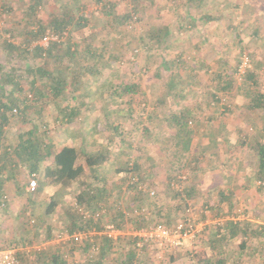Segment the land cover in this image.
Returning <instances> with one entry per match:
<instances>
[{
	"label": "rangeland",
	"instance_id": "rangeland-1",
	"mask_svg": "<svg viewBox=\"0 0 264 264\" xmlns=\"http://www.w3.org/2000/svg\"><path fill=\"white\" fill-rule=\"evenodd\" d=\"M41 1L37 11H31L27 15L25 12L32 0H0V102L10 98V105L21 111L20 116L8 114V120L0 125V146L3 147L2 142L10 141L21 129L29 126V122L40 121L44 125H41L39 132H46L59 145L73 142L77 148H84L81 140L85 137L86 142L84 139L83 141L86 150L96 148L93 147L95 142L123 147L118 154L108 147L110 152L106 156L111 163H104L105 166L100 167L97 172L105 177L110 187L116 182L121 184L120 181L124 178L122 173L111 174L118 168L116 165L119 168L124 166L126 159L131 160L134 154L138 156L136 161L144 165L137 171L139 174L144 177L148 164L151 163L155 164L153 171L156 172L155 177L150 178V183L147 179L142 183L143 186H151L156 191L155 196L148 198L137 194L136 199L132 192L127 196L129 199L126 204V198H121L124 206L132 204L134 208L138 204H146L153 210L157 204L165 205L167 214L172 216L159 219L158 216H149L147 224H152L155 220L165 223L167 218L173 224L184 215V205L178 199L185 198L196 221L204 224L193 241H187L183 247L161 251L148 246L145 249L133 247L127 237L132 228L127 220L128 223L121 228L125 241L117 248V252L113 250L101 264H122L124 255L130 250L135 251L130 264H214L220 257L226 258L225 264H264V234L256 237L249 235L251 238L245 239L242 233L227 238L229 234L226 232H229L226 222L231 219L253 228L264 224V184L255 179L256 156L250 146L262 132L264 134V110L258 109L253 113L245 110L248 102L246 86L264 93V0H194L188 11L189 15L196 18L191 24L185 17L187 0H79L78 10L68 5L71 0ZM66 5L71 7L74 20L67 27L71 40L89 38L93 49L104 41L102 45L107 48V52L99 55V51L93 50V54L101 56L95 61L97 66L93 64V58V61H85L78 57L77 63L80 61L83 64L72 63V67H68L69 84L64 96L55 99L52 96L36 95L30 87L31 78L35 77L36 88H42L45 79L37 74H27L26 67L49 69L54 60L44 57L46 54L41 57L30 54L28 57H21L20 52L4 50L1 46L6 39L30 50L39 45L41 37L30 43L24 41L28 38L26 31H36L39 22L47 27L46 22L53 14L60 13V10L70 11ZM108 5L112 6L110 13L103 10L105 7L109 9ZM134 8L138 14V18H133L134 22H116L118 16L132 14ZM205 13L212 14L215 19L207 21L203 17ZM79 17L84 19L79 20ZM30 21L33 23H28ZM35 21L37 22L34 23ZM163 26L169 29V36L161 44H156L146 33L152 28ZM109 53L112 57L107 56ZM244 56H247L250 66L245 67V72L242 73L239 68ZM169 62L174 68L172 73L169 67H160ZM221 70L223 76L216 78L215 73ZM250 71L254 73L255 87L246 77V73ZM8 72L15 74L18 88L10 83L1 86L2 76ZM173 73L179 75L173 76L177 81L170 79L168 83V76ZM222 78L230 79V86L225 87ZM74 79L76 82L73 84ZM134 80L138 82L140 91L132 97L130 106L133 107V112H130V109L126 110L128 105L123 103L128 94L124 97H112L108 89L113 90L115 86ZM107 82L110 83L107 87L100 86ZM173 82L177 87L175 89L169 86ZM162 83L166 85L162 86ZM30 93L37 97L42 107L39 103H25L26 96ZM214 94L218 97L217 101ZM160 95L162 103L155 100ZM66 104L70 108L77 106L80 111L77 122L71 123L68 133L64 132V117L60 120H53L51 117L52 113L61 117V112L57 110ZM116 106L121 110L117 115L111 112ZM163 112L165 118L162 117ZM169 112L186 115L184 122L187 121V125H183L181 130L176 128ZM147 114H151L150 117ZM111 122H118V135L109 127ZM126 143H130L129 148ZM140 145L144 148L143 155L138 147ZM1 147L0 182L8 183L9 186L4 188L7 193L4 191L3 194L6 196V206L0 205V232H4L9 240L13 239V243L19 241L18 238L25 231L28 235H33V239L26 241L23 247H17L20 251L37 252L40 248L48 250L47 247L53 250L57 243L53 234L58 229L55 227L58 218L50 222L55 225L54 230L50 240L45 241L44 228L48 221H45L43 213L51 198L57 200L58 205L72 206L74 192L78 190L75 189L76 183L63 193L58 191L47 196L40 191L38 195L30 196L25 189L28 182L26 168L19 165L13 172L22 188L14 192L16 185L10 178L12 171L7 160L1 159ZM135 148L138 150H134ZM81 153L82 151L80 159L84 160ZM161 159L165 161L163 166ZM90 174V170L86 168L87 179L91 178ZM180 175H184L185 179L177 184L181 189H186V193L183 191L179 198L175 197L177 189L169 187L168 182L172 177L178 178ZM193 185L196 187L195 194L190 191ZM202 191L208 192V197ZM27 197L32 198L31 209H25V206H30ZM178 203L181 205L177 209L179 211L175 206ZM205 204L207 207H203ZM201 208L205 209V213H200ZM58 212L57 209L56 214ZM132 214L134 213L126 216L131 218ZM26 215L39 219L41 224L26 223ZM206 220L207 223H204ZM38 227L41 230L35 231L34 228ZM222 231H225L223 239L219 235ZM9 240H4V244ZM243 240H246V245L239 255L238 246ZM26 252L19 257L18 264H41L42 261L50 264L47 259L50 258L48 254L51 251L44 257L31 252L25 255ZM61 252L67 260L76 264L96 263L91 256L90 260L87 256L85 258L82 252H76L74 256H70L67 249Z\"/></svg>",
	"mask_w": 264,
	"mask_h": 264
},
{
	"label": "trees",
	"instance_id": "trees-1",
	"mask_svg": "<svg viewBox=\"0 0 264 264\" xmlns=\"http://www.w3.org/2000/svg\"><path fill=\"white\" fill-rule=\"evenodd\" d=\"M194 0H187V11L185 13V17L189 19L190 24L195 21V17L192 15H189V6L191 5V2ZM201 2L202 0H198ZM42 4L41 0H32V4L28 7V10L25 12V14L29 15V12H36L37 11V6ZM76 8V10L79 9L80 2L79 0H71V4ZM67 6V5H66ZM69 7V6H67ZM66 7V8H67ZM109 7V5L107 6ZM112 6L110 5L109 9L106 7L103 8L106 13H110L112 11ZM65 8V9H66ZM71 7H69L70 9ZM72 9H70L69 12L60 10L61 12L56 14H53L52 17L46 22V26L44 27L42 22H39V25L37 26L36 31H32V29H28L26 31L27 37L25 38L24 41L26 43H30L31 40L38 39L39 37H43L46 33H53V34H62V32H65L64 36L59 40V41H53L49 43V46L44 49L40 45L34 46L31 50L27 48H23L22 45L19 46V44H13L9 40H4L2 44V49L4 50H9L13 51L15 50L16 52H20L22 54L21 57H28V54L34 56V57H41V55H45L44 57H50L52 60H54V63L50 64V68L46 69L43 67H37L35 69H31L26 67V72L27 74H35L34 76L39 75L41 76L42 79H45V85L41 86L42 88L39 87H34L35 83V77L31 78L30 81V87L32 91H35L36 95H41V96H52L55 99H58L61 96H64L68 89L67 85L69 84V81H67V70L68 67H72V63H76L79 65L83 62L78 61V57H81L82 60H87V59H94L93 64L95 66L98 65L97 59L100 58L101 56H97L96 53L93 54V50L99 51V55L107 52V48H105L102 44L104 41L101 42V44L97 45V48L93 49L92 47V42L89 41V38L82 37L78 40H71V38L68 36V25L74 21L72 19ZM137 9L134 8V11L132 14L128 15H121L118 16L116 22L121 23L122 21H129V23L136 18H138V14H136ZM203 17L209 20L215 19V17L212 14L205 13L203 14ZM135 18V19H133ZM84 18L79 17V20H83ZM39 21V20H37ZM35 21L34 23H36ZM79 22V21H78ZM134 22V21H133ZM28 23H33V22H28ZM78 25H84L83 23H78ZM49 29V30H47ZM10 32V30H7ZM46 31V32H45ZM147 36H150L154 41H156V44L163 42L165 37L169 36V29L166 26L163 27H158V28H152L150 32L146 33ZM99 34H95V36H98ZM68 36V37H67ZM40 38V39H41ZM66 38V39H65ZM93 38V37H92ZM65 39V41L63 40ZM64 41V42H63ZM101 53V54H100ZM107 56L112 57L111 54H107ZM16 57V56H12ZM247 57V56H246ZM92 59V61H93ZM178 60V59H177ZM69 63H68V62ZM67 62L65 66H63V63ZM174 64L175 62L172 61ZM88 64V63H86ZM171 64V62H169ZM167 63L162 64L160 67L161 69H166L167 67L170 68V72L172 73L173 71V66L172 64L169 65ZM91 65V64H90ZM249 60H248V66L249 67ZM234 69V68H233ZM245 69V68H244ZM239 71V70H238ZM222 70L220 72L215 73L216 78L223 76V72L221 74ZM245 72V71H243ZM242 72V73H243ZM169 74V73H168ZM158 75V74H157ZM171 75V74H170ZM173 76H179L175 73H173L172 76H168V83H170V79L172 81L176 80L173 78ZM246 77L251 80L253 86L255 87L256 81L253 79L254 78V73L253 72H247ZM221 78V77H220ZM3 79V84L5 83H10L14 84L18 88V82L15 80V74L13 72H8L3 74L2 76ZM223 79V78H222ZM230 79H223L222 81L224 82V86H230ZM177 81V80H176ZM73 84L76 82L74 79ZM177 83V82H176ZM244 85V82H242ZM109 82L107 83H102L100 84L101 87H107ZM162 86H165V83L161 84ZM171 89L177 88L175 85V82L169 85ZM87 87V86H86ZM246 86V93L248 97V102L247 105L245 106V110L248 113H253L255 110L262 109L264 110V93H261L257 91L256 89L247 88ZM2 88V87H1ZM109 95L117 96V97H124L125 94H128L126 100H124V104L128 105L126 106V110L130 112H133V107L130 106L132 102V97L133 95H138L140 89L138 86V82L136 80L134 81H127L119 86H115L113 90H109ZM30 95V96H29ZM215 95V94H214ZM161 95L156 97V102L162 103ZM216 101L218 100L217 95H215ZM54 99V100H55ZM65 99V97L63 98ZM12 100L7 99L6 101H1L0 102V125H2L4 122L8 120V114H12L15 116H20L21 111L17 109V107L10 105V102ZM84 101V100H82ZM25 103L28 105H36L39 103L37 101V97L33 96V94H28L25 99ZM145 103L143 102V106ZM39 106L42 107L43 105ZM69 105L66 104L63 106V108H59L60 110H57L61 112V117L59 114L54 115L52 113V118L53 120H60V118H65L66 121L64 122L65 127H63L65 130L64 132L68 133V129L71 128V123L76 121L78 119V116L80 114V111H78V107L74 106L72 108L68 107ZM142 106V109L145 110V108ZM16 109V112L13 113L12 109ZM121 111L119 106H116L115 109H112L111 112H114V114L117 115V113ZM151 114L153 112H150ZM151 114H147L148 117H150ZM168 115H171L173 122L175 123V127L180 129L182 128L183 125H187V121H185L186 115H180L176 114L173 112H169ZM165 112H163L162 117L165 118ZM262 118V117H261ZM29 126H26L24 129H21L17 135H15L10 141L7 142H2L3 147L2 151V157L1 159L7 160V164L9 165V169L12 171L11 174V181L16 185L15 191L18 192L20 191L19 183H17V179L15 176V172L13 170L19 166L22 165L23 167L26 168V173H27V180L29 181L30 178L34 177L37 182V186L34 190L32 191H27V193L30 196L38 195L40 190L44 186L48 185H56L58 187H64L69 189V187L73 184L76 183L77 185V191L74 192V201L72 206L66 207L58 205L57 200L51 198L49 202L47 203V207L45 209V221H48L44 228V233L45 237L44 240L48 241L50 240L52 236V232L54 230L55 225H51L50 222L57 220L58 218V223L56 224L55 227L58 229L56 230L57 232L60 231H67L68 233H72L74 231L78 230H94L93 234H88L85 238H83L80 242H73V241H68L65 244L63 243H55L53 250H50L49 247L48 250H45L43 248H40L37 250H30L29 252L26 251H20L18 250L19 248L17 247H23L31 238L33 239V235H28L25 232H23V235H19L20 237L18 238L19 241L13 243V239L9 240V237H5L4 232H0V247L3 248H11L14 250V255L16 259L19 262V257L26 252L25 255L31 252V254H41V257H44L45 254L48 252L51 253L50 258H48L47 262L50 264H76L72 260H67L64 256V253L61 251L66 250L70 256H74L76 252H82L84 254V257L90 260V256L92 257V261L94 260L96 263L92 264H101L105 258L109 254L112 253L113 250L118 251L117 248L122 246V242L125 241L123 234H120L116 239L109 238L105 233V225L107 223H112L116 228H123V226L129 222L131 225V232L132 230L139 229L141 227H147L149 224H147V218L149 216H153L159 219V217H164V216H172L171 214H167L166 211V206L161 205L159 206L157 204L156 208L151 210L146 204H138L133 208V205H125L122 203L121 198L124 197L126 198L125 204L128 202L127 196H129V193H132L137 197V194L143 195L148 198H152L155 196L156 191L151 188V186H148L146 184L145 190L142 191L138 189L139 184H144L145 180L152 181L153 177H155V173L153 169L155 168V164L151 163L148 164L149 168L146 170L144 177L139 174L137 171H139V168H143L144 165L140 161H136L138 156L134 154V157H132L131 160L126 159L124 166L122 165L120 168H117L116 173H122L124 175V178L121 182V184H112L113 186H109L106 182L105 177H101L97 172L100 167H104V163L106 165L110 164L111 162L107 161V154L110 152L107 150L109 147V150L111 149V144L109 143V146L107 144H99L95 142L93 144L94 148L93 150H86L85 148V137L81 140V144L84 146H72L69 144H62L59 145L57 142L55 143L54 139L52 136H48L46 132H39V129L41 128V125H44V122H29ZM4 125V124H3ZM118 122L115 123H109V127L112 129V131L118 135ZM88 132H91L90 130H87ZM86 131V132H87ZM262 132V131H261ZM1 134V133H0ZM263 134V132L261 133ZM257 137L256 140H254V143L250 144L252 147V151L255 154V163H256V169H255V179H257L260 183L264 184V134ZM212 140V139H211ZM215 140V139H214ZM244 141L242 142L241 145H243ZM247 143V142H246ZM213 145H216L217 143H212ZM248 144V143H247ZM249 146V145H248ZM118 146H114L113 153L118 154L120 150L123 149V147L118 148ZM126 147H130V143H126ZM139 149L142 151V155L144 154V148L143 146H138ZM105 148V149H103ZM205 148V147H204ZM134 150H138V148H135ZM80 151H82V155L84 160L80 159ZM146 158L148 156L146 155ZM163 163L165 161L161 159V165L163 166ZM161 166V168H162ZM119 167V166H118ZM86 168H88L91 172L90 179H87L86 175ZM98 168V169H97ZM33 174V176H32ZM0 177H2L0 175ZM86 177V179H84ZM132 178H135V181L132 182ZM151 178V179H150ZM172 177L169 182L168 186H172L171 182H182L180 179L177 177ZM124 183V185H122ZM28 184V182H27ZM173 187V186H172ZM3 189V186L0 185V205L6 206L5 204V198L6 196H3L1 193ZM154 190V195H149L150 190ZM183 191L186 193V189H177L175 191V197H179L183 194ZM190 191L193 193L194 190L193 188L190 187ZM225 197V196H224ZM4 198V199H3ZM28 203L30 206H25V209L29 208L31 209L33 207V201L32 198L27 197ZM180 202L183 203L184 208L187 206V202L185 201L186 199H178ZM177 208L176 210L181 207V205L176 204L175 205ZM61 207V208H60ZM184 208L182 212H184ZM59 210V212L56 214V210ZM127 209V210H126ZM130 209V210H128ZM28 211V210H27ZM26 211V213H28ZM96 211H101L99 216L95 217ZM179 211V210H177ZM87 212L89 214H87ZM131 212L134 214L133 217L129 218V215ZM176 212V211H175ZM27 215L25 216V222L32 224L33 223H40V220ZM166 218V217H164ZM168 220L165 222L167 223L168 226L174 225L170 222V219L167 218ZM128 220V222H127ZM152 222V220L150 219ZM154 222H161L160 220H155ZM163 223V222H162ZM41 224V223H40ZM37 226H40L39 224H34ZM134 226V227H133ZM226 228H228L229 232V237L227 238H233L235 237L238 233L244 234L245 239H249L251 237H256V236H262L264 234V224H258L254 228L251 227L249 224H240L233 219L228 220L226 222ZM35 231H40L41 227L34 228ZM122 230V229H121ZM225 231L220 232V236L223 239L225 237ZM55 234H53L54 236ZM128 238H130V242L135 247V241L136 238L132 236V234H128ZM249 235L251 237H249ZM249 237V238H248ZM9 240L7 241V244H4V240ZM25 241V242H24ZM19 244V245H18ZM97 246V252L90 254V247L92 245ZM246 245V240H243L238 248L241 250H244ZM16 247V248H14ZM146 246L142 245L140 249H145ZM50 250V251H49ZM223 255V252H221ZM225 255V254H224ZM135 257V251L130 250L128 253L124 255V258L122 260V264H130V261ZM50 259V261H49ZM226 263V258L225 257H220L217 259V261L214 264H225ZM41 264H45L44 261L41 262ZM231 264H234L232 262Z\"/></svg>",
	"mask_w": 264,
	"mask_h": 264
},
{
	"label": "built area",
	"instance_id": "built-area-1",
	"mask_svg": "<svg viewBox=\"0 0 264 264\" xmlns=\"http://www.w3.org/2000/svg\"><path fill=\"white\" fill-rule=\"evenodd\" d=\"M65 32L62 34H53L46 33L39 41V45L46 49L49 46L50 42L59 41ZM248 66V58L244 56L240 64L239 70L241 72L244 71V68ZM30 96V95H29ZM12 112L15 113L16 109H12ZM33 176V174H32ZM178 179L181 181L185 179L184 175L178 176ZM135 181V178H132V182ZM171 185L176 189L181 190L178 186L177 182L172 181ZM37 182L34 177L30 178L26 189L28 191H32L36 188ZM138 189L144 191L145 186L142 184L138 185ZM154 190L149 191V195H154ZM101 211H96L95 217L99 216ZM192 208L190 204L187 203V206L184 208V215L181 219L177 220L174 225L168 226L162 222H154L149 224L147 227H141L136 230H132L129 234H132L136 238L135 248L140 249L142 245L148 247H154L161 251H164L166 248H175V247H183L185 243L193 241L197 234L201 230V226L204 225L201 223L202 221H196L195 214L192 213ZM200 213H205V209L201 208ZM87 214H89L87 212ZM207 223V220L204 221ZM94 230H78L72 233H68L67 231L56 232L54 238L56 242L65 244L68 241L80 242L83 238H85L88 234H93ZM104 233L112 239H116L120 234H123L122 230L116 228L112 223H107L105 225ZM97 252V246L92 245L90 247V254ZM0 264H18V260L14 255V250L11 248H3L0 247Z\"/></svg>",
	"mask_w": 264,
	"mask_h": 264
},
{
	"label": "crops",
	"instance_id": "crops-1",
	"mask_svg": "<svg viewBox=\"0 0 264 264\" xmlns=\"http://www.w3.org/2000/svg\"><path fill=\"white\" fill-rule=\"evenodd\" d=\"M69 145H72V146H76L73 142H71V143H68ZM115 149L114 147H111V149ZM117 149H118V147H117ZM212 152L214 153V151L212 150ZM116 167H118L117 165H116ZM119 168V167H118ZM99 170V169H98ZM115 172H117V169H115V170H113L112 172H111V174H114L115 175ZM8 184V183H7ZM6 183H3V182H0V185L1 186H3V189H2V194H4L6 191L4 190V188L6 187H8L9 185H7ZM7 185V186H6ZM191 188H193V190H194V192H193V194H195L196 193V187H195V185H193V186H191ZM52 189V190H51ZM55 189H57V190H55ZM75 189H77V187L75 188ZM5 191V192H4ZM40 191H43L44 192V195H47V196H51V195H54V193H56V192H62L63 193V191H68V189L67 188H64V187H58V186H56V185H48V186H44ZM55 191V192H54ZM12 192H13V190H12ZM14 192H16L15 191V188H14ZM7 193V192H6ZM202 193H205V191H202ZM219 194L221 195V192H219ZM4 196V195H3ZM205 196L206 197H208V192H206L205 193ZM203 207H207V204H205V205H203ZM210 242V241H209ZM252 250V249H251ZM240 253H239V255L241 254V251H239ZM49 256L48 257H50L51 256V253H49L48 254ZM217 259H219V258H217ZM49 261H50V259H49Z\"/></svg>",
	"mask_w": 264,
	"mask_h": 264
}]
</instances>
